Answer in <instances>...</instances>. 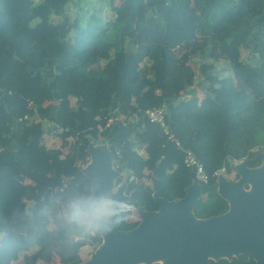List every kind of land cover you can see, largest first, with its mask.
<instances>
[{
    "label": "trees",
    "instance_id": "1",
    "mask_svg": "<svg viewBox=\"0 0 264 264\" xmlns=\"http://www.w3.org/2000/svg\"><path fill=\"white\" fill-rule=\"evenodd\" d=\"M74 1L0 0V264H15L22 253L25 264H51L40 252L27 254L40 240L37 222L49 224V217L61 264H81L83 247L101 246L89 224L59 215L88 181L78 164L89 163L92 141L107 142L116 168L128 171L133 199L119 219L122 231L138 226L128 222L131 204L153 212L160 208L154 193L169 201L186 196L197 175L185 163L187 151L209 176L194 207L198 219L230 209L216 172L226 167L231 176L232 162L262 164L264 0H122L111 19L94 11L91 28L67 15ZM243 49L258 66L245 62ZM191 55L204 61L202 95ZM159 107L166 108L169 134L149 121L107 127L103 118ZM58 129L59 146L47 147L45 136ZM145 171L153 172V191L142 182ZM65 176H72L69 187L55 191ZM25 225L30 230L22 234ZM210 264L257 263L240 255Z\"/></svg>",
    "mask_w": 264,
    "mask_h": 264
},
{
    "label": "water",
    "instance_id": "2",
    "mask_svg": "<svg viewBox=\"0 0 264 264\" xmlns=\"http://www.w3.org/2000/svg\"><path fill=\"white\" fill-rule=\"evenodd\" d=\"M90 162L82 173L92 182V195L72 206V215L85 203L105 198L112 202L113 214L103 223L90 220L89 233L100 236L103 243L91 259L81 264H148L166 259L164 264H210L211 260L244 255L257 264H264V152L256 158L261 166L249 167L251 160L232 166L240 177L230 181L218 178V193L229 202L227 213L209 219H197L194 207L202 197L203 184L195 181L179 201H169L154 193L159 211L139 207L142 222L130 231L118 227L125 213V204L133 199L127 194V183L117 191L121 178L109 144L89 146ZM246 185L252 187L247 190ZM94 223V224H93Z\"/></svg>",
    "mask_w": 264,
    "mask_h": 264
},
{
    "label": "rangeland",
    "instance_id": "3",
    "mask_svg": "<svg viewBox=\"0 0 264 264\" xmlns=\"http://www.w3.org/2000/svg\"><path fill=\"white\" fill-rule=\"evenodd\" d=\"M122 0H82V1H78L75 0L74 2H72V4L69 6L68 10H67V15L74 20L77 16H80L82 19V22L84 24V26L86 28H91L92 27V23L90 22V17L91 15L94 13V11H96L98 13L99 10H101L102 12V17L104 18H108L111 19L114 17L113 12L111 11V7L113 6H117L121 3ZM37 2H42V0H37ZM82 10V11H81ZM54 20H56V18H54ZM242 57L245 60V62L250 63L253 66H258L260 61L258 60V57L256 55L251 54L249 51L243 49L242 50ZM189 63L193 66V68L197 71V79H196V87H195V91H197V93L199 95H202L201 92V88H200V84L199 82L201 81V75L199 73V67L201 66V64L204 62L203 59L201 58V56L199 55H191L189 56ZM192 91V89L190 90ZM47 137L48 138H53L54 140H58V135L57 134H51V133H47ZM93 142V141H92ZM98 143V144H106V142H93ZM59 146V144H58ZM98 146V145H97ZM258 152V150L256 151ZM91 160H89L90 162ZM241 163V162H240ZM239 162H233V166H235L236 164H240ZM79 168V173L82 174V168ZM238 175L237 174V170L234 169V173L231 176H226L225 174H223L222 176L227 178L230 181H236L235 176ZM85 176V175H84ZM127 178L126 176V172H123V176L122 179L125 180ZM248 186V189L250 188L249 185H246L245 187ZM247 189V190H248ZM113 191H117V187L116 189H113ZM92 195V182L90 181V179L88 178V181L82 186V188L80 189V198H75V196L72 197V203L73 205H75V201L76 199L78 201H86L88 200ZM94 248H90L89 252H85L86 253V257L84 258V260L88 261L89 259H91L93 253L95 252V250H93ZM210 259H213V257H210ZM166 262V259L162 258V259H158L150 264H164ZM139 264H148L147 262H142Z\"/></svg>",
    "mask_w": 264,
    "mask_h": 264
},
{
    "label": "built area",
    "instance_id": "4",
    "mask_svg": "<svg viewBox=\"0 0 264 264\" xmlns=\"http://www.w3.org/2000/svg\"><path fill=\"white\" fill-rule=\"evenodd\" d=\"M166 113L167 112L165 107H159V108L148 109L145 112H133L127 115H123L121 113H118L117 111H110L108 113H105L103 118L106 121L107 127L113 126L115 124H121L124 127H137L143 122L149 121L151 123H156L160 125L163 131L166 134H169V126L166 122ZM25 119H29V115H27ZM61 131L62 129H58V131H53V133L51 134H57L58 132ZM172 137L173 136H171L170 138ZM185 163L189 166L197 167L196 178L200 183H205L209 180V176L206 174L203 165L197 160V158L194 156V154L191 151H187ZM87 164L80 162L78 166L84 169L87 166ZM226 171H227L226 167H223L221 170L215 173V176L219 177L225 174ZM71 180H72V176H65L62 187H60L59 189H55V191L64 192V190L69 187ZM59 215L67 219H69L72 216L70 209L67 208L65 204L61 205Z\"/></svg>",
    "mask_w": 264,
    "mask_h": 264
},
{
    "label": "crops",
    "instance_id": "5",
    "mask_svg": "<svg viewBox=\"0 0 264 264\" xmlns=\"http://www.w3.org/2000/svg\"><path fill=\"white\" fill-rule=\"evenodd\" d=\"M198 141L200 142L201 141V136L198 137ZM94 142V141H93ZM45 144L47 145V147L49 148H57L58 147V144H60V140L58 138V140H54L53 138H48L47 135L45 136ZM94 145H100L98 143H95ZM114 167H115V164H113ZM123 172H126V176H128V171H123ZM123 172H121V178L123 176ZM83 174V173H82ZM84 175V174H83ZM20 181L23 182L24 184H29L31 183L29 179L27 178H24V177H19ZM155 179L154 175H153V172L151 171H145V174L143 176V179H142V182L145 186V188L148 190V191H153V188H152V182L153 180ZM126 182V179L123 180V183ZM119 186H122V184H120ZM119 186H117V190L119 188ZM116 189V188H115ZM72 198H70V212L72 214V206H73V203H72ZM50 223L49 224H45L43 221H39L37 222V225L39 227V231H38V234L40 235V240L37 244L36 247L32 248L27 254H34V253H42L44 255V257H46L47 261H49L51 264H61V254H58L59 252L57 251H54L51 247V241L53 239V230L55 229V225L52 221V218H50ZM143 220V219H142ZM141 221H136V219L134 217H130L128 222L129 223H138L140 224ZM43 228L45 231L44 232H40V229ZM30 230V225H25L23 228H22V234H27ZM9 235H17V232L15 231H11L9 233ZM90 248H93L92 246H85L81 249L80 251V257L81 259L83 260V262H86V260H84V258L86 257V253L85 252H89ZM53 251H52V250ZM94 250V249H93ZM96 251V250H95ZM51 252H54L52 253V255L50 254ZM56 252V253H55ZM94 254V253H93ZM49 255L51 257H49ZM24 254H20L19 256V259L14 262L15 264H25L24 262V258H23Z\"/></svg>",
    "mask_w": 264,
    "mask_h": 264
},
{
    "label": "clouds",
    "instance_id": "6",
    "mask_svg": "<svg viewBox=\"0 0 264 264\" xmlns=\"http://www.w3.org/2000/svg\"><path fill=\"white\" fill-rule=\"evenodd\" d=\"M113 212L114 207L112 202L105 198H100L94 202L85 203L84 206L75 212L72 218L76 223L81 225L87 224L90 220L103 223ZM130 213L136 221H141L143 219L136 203L130 205Z\"/></svg>",
    "mask_w": 264,
    "mask_h": 264
},
{
    "label": "flooded vegetation",
    "instance_id": "7",
    "mask_svg": "<svg viewBox=\"0 0 264 264\" xmlns=\"http://www.w3.org/2000/svg\"><path fill=\"white\" fill-rule=\"evenodd\" d=\"M233 171H234V169H233ZM218 178H219V177H218ZM235 180L237 181V180H239V179H235ZM195 181H198L197 178H196ZM195 181H194V182H195ZM198 182H199V181H198ZM246 189H248V186L246 187ZM159 209H160V208H159ZM158 211H159V210H158ZM197 219H198V218H197ZM138 225H139V224H138ZM210 260H211V259H210ZM210 260H209V262H210Z\"/></svg>",
    "mask_w": 264,
    "mask_h": 264
},
{
    "label": "bare ground",
    "instance_id": "8",
    "mask_svg": "<svg viewBox=\"0 0 264 264\" xmlns=\"http://www.w3.org/2000/svg\"><path fill=\"white\" fill-rule=\"evenodd\" d=\"M252 187L250 186V191H251ZM94 224V223H93Z\"/></svg>",
    "mask_w": 264,
    "mask_h": 264
}]
</instances>
